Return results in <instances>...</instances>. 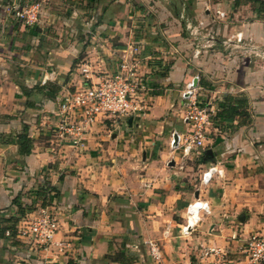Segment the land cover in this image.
<instances>
[{"label":"crops","instance_id":"obj_1","mask_svg":"<svg viewBox=\"0 0 264 264\" xmlns=\"http://www.w3.org/2000/svg\"><path fill=\"white\" fill-rule=\"evenodd\" d=\"M32 5L26 25L14 9ZM200 22L217 44L188 67ZM263 53L264 0H0V264H215L210 249L240 259L238 239L264 235ZM122 59L147 85L144 110L98 121L81 146L59 142L54 114L81 81L77 65L110 74ZM194 69L212 119L204 145L183 156L169 141L189 128L181 93ZM212 166L221 175L201 184ZM195 200L208 212L183 234ZM18 204L34 209L24 217H57L46 251L5 229Z\"/></svg>","mask_w":264,"mask_h":264},{"label":"built area","instance_id":"obj_2","mask_svg":"<svg viewBox=\"0 0 264 264\" xmlns=\"http://www.w3.org/2000/svg\"><path fill=\"white\" fill-rule=\"evenodd\" d=\"M14 10L15 16L26 25L37 21V5L24 10ZM215 16L224 19L225 13L216 10ZM195 33L197 36L195 44L186 60L188 67H193L194 61L203 54L212 52L217 44L216 34L207 29L203 23L198 24V30ZM234 38L236 45L242 42L243 35L239 32ZM227 43H231L230 39ZM137 51V47H132V54ZM262 56L264 58V53ZM77 70L82 76L81 81L72 90L63 93L57 112L54 114V126L51 128L62 144L81 146L85 135L98 121L113 120L117 123L144 110L137 96L138 92H144L148 88L143 78L137 74L136 63L122 59L112 73L101 74V71L95 73L90 62L83 61L77 65ZM200 83V73L194 69L181 93V100L185 107L183 122L189 128L184 134L176 130H172L170 134V150L181 151L183 156L204 145L205 129L212 119V112L207 111L199 100ZM214 174L221 175V170L214 166L209 167L202 173L200 183L208 184ZM191 205H197L198 212L200 210L208 212L206 202L195 200L187 207V214ZM195 222H192L188 216L186 225L181 228L182 233L188 234ZM58 225L57 217L47 208H41L30 217L22 218L15 230L17 236L24 242L46 251L58 230ZM238 244L241 257L237 260H228L219 251L210 249L211 253L220 254L215 264H264V235L251 234L245 238H239ZM147 245L152 259L160 263L161 254L157 244L149 241Z\"/></svg>","mask_w":264,"mask_h":264},{"label":"trees","instance_id":"obj_3","mask_svg":"<svg viewBox=\"0 0 264 264\" xmlns=\"http://www.w3.org/2000/svg\"><path fill=\"white\" fill-rule=\"evenodd\" d=\"M18 138L23 142L25 143L24 144V147L25 149L23 150L24 153H27L28 152V146H29V143H28V139H26L25 135L22 134V135H19ZM50 189L49 187H43V188H39L37 189L36 191V195L38 198H40L43 202L44 200H47L48 199V195L50 194ZM16 202V201H15ZM17 214L18 216L16 217H11L7 220V225L5 226V229H9L11 231V233H15V229H16V226L19 224L18 222L24 218L25 214L26 213H29L31 211H33L34 209L32 208V206H23L21 204H18L17 206Z\"/></svg>","mask_w":264,"mask_h":264},{"label":"bare ground","instance_id":"obj_4","mask_svg":"<svg viewBox=\"0 0 264 264\" xmlns=\"http://www.w3.org/2000/svg\"><path fill=\"white\" fill-rule=\"evenodd\" d=\"M188 216H189V219L192 222H195L197 220V217H198V207H197V205H191L189 207Z\"/></svg>","mask_w":264,"mask_h":264},{"label":"water","instance_id":"obj_5","mask_svg":"<svg viewBox=\"0 0 264 264\" xmlns=\"http://www.w3.org/2000/svg\"><path fill=\"white\" fill-rule=\"evenodd\" d=\"M206 155L210 156V151H207V152H206Z\"/></svg>","mask_w":264,"mask_h":264},{"label":"rangeland","instance_id":"obj_6","mask_svg":"<svg viewBox=\"0 0 264 264\" xmlns=\"http://www.w3.org/2000/svg\"><path fill=\"white\" fill-rule=\"evenodd\" d=\"M199 97V96H198ZM199 99H200V97H199ZM201 101V100H200Z\"/></svg>","mask_w":264,"mask_h":264}]
</instances>
